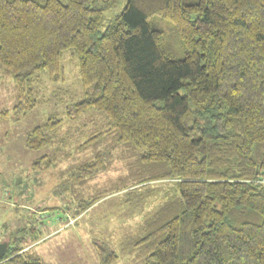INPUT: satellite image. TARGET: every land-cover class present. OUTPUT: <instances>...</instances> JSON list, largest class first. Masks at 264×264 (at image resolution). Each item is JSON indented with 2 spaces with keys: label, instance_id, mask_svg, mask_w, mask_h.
I'll return each mask as SVG.
<instances>
[{
  "label": "trees",
  "instance_id": "trees-1",
  "mask_svg": "<svg viewBox=\"0 0 264 264\" xmlns=\"http://www.w3.org/2000/svg\"><path fill=\"white\" fill-rule=\"evenodd\" d=\"M111 6L0 0V68L15 82L14 113L37 107L41 71L64 79L61 58L71 51L85 92L72 116L93 112L104 122L79 146L98 147L69 173L67 192L82 194L122 156L140 164L77 213L123 191L137 207L150 195L141 188L167 181L179 195L137 224L125 242L131 264H264V0H127L107 19ZM62 126L50 117L27 148L64 151ZM27 247L8 243L0 264H46ZM98 249L101 264L119 260Z\"/></svg>",
  "mask_w": 264,
  "mask_h": 264
},
{
  "label": "rangeland",
  "instance_id": "rangeland-1",
  "mask_svg": "<svg viewBox=\"0 0 264 264\" xmlns=\"http://www.w3.org/2000/svg\"><path fill=\"white\" fill-rule=\"evenodd\" d=\"M105 1L113 3L105 13L107 19L119 14L127 4V0ZM61 65L64 79L60 82L51 81L47 71L39 73L38 105L24 115L14 113L15 82L0 68V112L10 113L8 118H0V244L28 246L46 264H101L98 247L114 251L119 256L116 264H131V254L124 253L126 240L155 206L170 195H179L178 188L173 183L157 181L140 189L148 190L150 195H145L148 199L137 207L125 201L123 191L100 198L83 213H77L97 192L124 184L123 176L137 174L140 164L133 162V154L122 156L126 161L115 159L109 169L84 183L82 194L74 197L67 192V187L75 184L69 173L78 175L98 147L83 151L79 146L102 126L104 118L101 114L90 115L93 112L72 116L74 106L85 99L78 59L71 51H64ZM52 116L62 121V134L71 141L70 147L64 151L27 148V135ZM46 155L56 159L35 168Z\"/></svg>",
  "mask_w": 264,
  "mask_h": 264
},
{
  "label": "water",
  "instance_id": "water-1",
  "mask_svg": "<svg viewBox=\"0 0 264 264\" xmlns=\"http://www.w3.org/2000/svg\"><path fill=\"white\" fill-rule=\"evenodd\" d=\"M8 251V243L3 242L0 244V259L4 258Z\"/></svg>",
  "mask_w": 264,
  "mask_h": 264
}]
</instances>
